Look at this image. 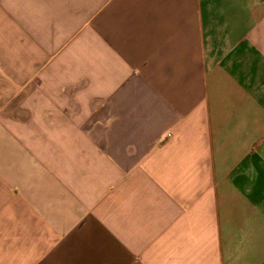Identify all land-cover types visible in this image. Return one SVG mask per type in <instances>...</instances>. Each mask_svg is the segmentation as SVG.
Returning a JSON list of instances; mask_svg holds the SVG:
<instances>
[{
    "label": "crops",
    "instance_id": "0c3cea01",
    "mask_svg": "<svg viewBox=\"0 0 264 264\" xmlns=\"http://www.w3.org/2000/svg\"><path fill=\"white\" fill-rule=\"evenodd\" d=\"M0 264H264V0H0Z\"/></svg>",
    "mask_w": 264,
    "mask_h": 264
}]
</instances>
